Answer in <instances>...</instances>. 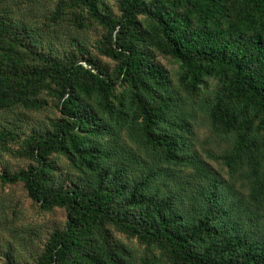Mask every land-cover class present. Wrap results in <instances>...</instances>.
Instances as JSON below:
<instances>
[{
  "label": "trees",
  "instance_id": "trees-1",
  "mask_svg": "<svg viewBox=\"0 0 264 264\" xmlns=\"http://www.w3.org/2000/svg\"><path fill=\"white\" fill-rule=\"evenodd\" d=\"M70 14L104 30L96 45L36 54L0 10V111H42L45 94L60 114L18 152L28 168L0 172L67 215L36 263L264 264V0H59L44 26ZM18 137L2 130L0 151Z\"/></svg>",
  "mask_w": 264,
  "mask_h": 264
},
{
  "label": "rangeland",
  "instance_id": "rangeland-1",
  "mask_svg": "<svg viewBox=\"0 0 264 264\" xmlns=\"http://www.w3.org/2000/svg\"><path fill=\"white\" fill-rule=\"evenodd\" d=\"M119 1L100 0L102 4L111 7L117 13ZM58 2L59 0H4L0 10L16 27L23 26L27 29L28 43H25L28 51L36 54L43 52L58 55L65 49L62 43L66 39L71 42L69 38L71 34H78L88 43L89 48L95 46L104 30L97 25L87 27L84 31L71 29L73 26L70 22L71 14L66 18V25L49 28L44 26ZM67 12L70 13L71 10ZM73 50L72 46L68 45L66 51L72 52ZM91 53L96 56L94 49H91ZM99 60L111 67L114 66V63L105 57H99ZM159 60L172 68L170 62L162 56ZM42 98L47 102V106L39 112L24 109L13 112L0 111V132L8 129L15 131L19 136L17 142L9 144L7 151H0V172L15 173L28 168L33 163L32 160L18 155L26 139L35 133H45L50 130L59 118L58 102L45 94ZM209 135L210 133L204 130L199 132L201 141L208 140ZM220 143V140L211 136L204 148L218 150ZM57 161L56 166L59 171L56 173V180L64 181L67 185L72 183L77 178V174L70 169L64 158L57 159ZM212 164L217 170H221L216 163ZM66 217L63 210L42 211L29 198L23 185L4 186L0 182V264H37V257L44 251L50 235L57 228L64 226ZM115 237L137 248L141 253L143 252L136 240L128 239L118 232H115ZM8 244L11 248L7 247Z\"/></svg>",
  "mask_w": 264,
  "mask_h": 264
}]
</instances>
